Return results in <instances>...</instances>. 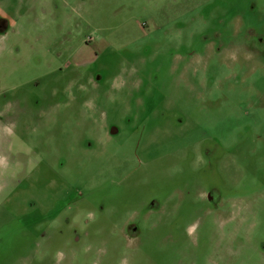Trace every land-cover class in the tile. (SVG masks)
<instances>
[{"label": "rangeland", "instance_id": "1", "mask_svg": "<svg viewBox=\"0 0 264 264\" xmlns=\"http://www.w3.org/2000/svg\"><path fill=\"white\" fill-rule=\"evenodd\" d=\"M0 264H264V0H0Z\"/></svg>", "mask_w": 264, "mask_h": 264}]
</instances>
